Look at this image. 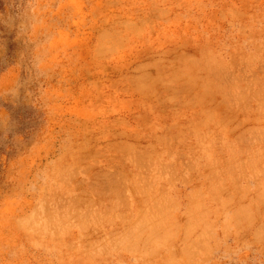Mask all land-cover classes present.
I'll list each match as a JSON object with an SVG mask.
<instances>
[{
	"label": "clouds",
	"instance_id": "1",
	"mask_svg": "<svg viewBox=\"0 0 264 264\" xmlns=\"http://www.w3.org/2000/svg\"><path fill=\"white\" fill-rule=\"evenodd\" d=\"M29 11L8 17L19 35ZM227 13L219 48L188 57L181 87L192 97L173 101L187 122L164 150L68 143L43 160L23 187L32 203L16 218L21 252L43 264H264V16L245 19L236 0ZM200 70L224 79L201 83ZM208 96L218 100L206 107Z\"/></svg>",
	"mask_w": 264,
	"mask_h": 264
},
{
	"label": "rangeland",
	"instance_id": "2",
	"mask_svg": "<svg viewBox=\"0 0 264 264\" xmlns=\"http://www.w3.org/2000/svg\"><path fill=\"white\" fill-rule=\"evenodd\" d=\"M236 3L245 19L264 16L262 0ZM18 7L30 10L22 35L8 21ZM229 7L231 0H0V91L20 85L15 100L0 96L9 118L0 128V264H43L33 250L21 252L16 218L31 207L25 183L58 147H167L187 122L183 103L173 102L192 97L181 87L187 59L219 48ZM194 74L210 86L224 79Z\"/></svg>",
	"mask_w": 264,
	"mask_h": 264
},
{
	"label": "bare ground",
	"instance_id": "3",
	"mask_svg": "<svg viewBox=\"0 0 264 264\" xmlns=\"http://www.w3.org/2000/svg\"><path fill=\"white\" fill-rule=\"evenodd\" d=\"M119 22V21H118ZM128 25V24H127ZM110 34V33H109ZM113 36V35H112ZM114 37V36H113ZM119 39V38H118ZM120 43V42H119ZM104 44V43H103ZM106 46H104V48H105ZM113 47V46H112ZM107 49V48H106ZM112 49V48H111ZM104 51V50H103ZM115 51V50H114ZM98 52H99V50H98ZM102 52V51H101ZM103 53V52H102ZM187 53V52H186ZM162 54V53H161ZM162 60V59H161ZM168 60H170V59H168ZM188 60V59H187ZM148 64V63H147ZM173 65H175V64H173ZM143 66H144V64H143ZM141 67V66H140ZM187 67V66H186ZM142 70V69H141ZM148 71V70H147ZM149 72V71H148ZM183 73V72H182ZM185 73V72H184ZM183 73V74H184ZM143 74H146V73H143ZM141 76V75H140ZM179 76V75H178ZM222 76H224V75H222ZM142 77H145V78H147L148 77V75L147 76H143L142 75ZM142 77H140L139 79H143ZM204 77V76H203ZM144 78V79H145ZM132 79V78H131ZM139 79H137V80H139ZM218 79H220V78H218ZM222 79V78H221ZM153 80V79H152ZM151 82V81H150ZM142 83H144V82H142ZM148 83H149V81H148ZM164 83V82H163ZM162 83V84H163ZM137 84V83H136ZM141 85V86H140ZM140 85H138V87H143V89H145L146 87V85L144 86L143 84H140ZM145 87V88H144ZM138 89H140V88H138ZM142 90V89H141ZM180 91V90H179ZM155 92V91H154ZM172 99V98H171ZM215 99V98H214ZM169 101H170V99H169ZM212 102V101H211ZM177 103V102H176ZM172 108V107H171ZM165 136V135H164ZM162 137H163V135H162ZM166 137V136H165ZM131 138V137H130ZM153 138V137H152ZM167 138V137H166ZM126 142V141H125ZM130 144V143H129ZM132 144V143H131ZM115 146V145H114ZM123 147V146H122ZM121 148V147H120ZM119 149V148H118Z\"/></svg>",
	"mask_w": 264,
	"mask_h": 264
}]
</instances>
